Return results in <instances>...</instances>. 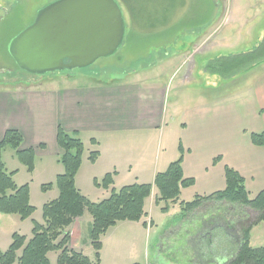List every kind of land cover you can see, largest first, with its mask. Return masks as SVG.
<instances>
[{
  "label": "rangeland",
  "instance_id": "1",
  "mask_svg": "<svg viewBox=\"0 0 264 264\" xmlns=\"http://www.w3.org/2000/svg\"><path fill=\"white\" fill-rule=\"evenodd\" d=\"M56 1L59 0H0V93H5V89L15 90L26 86L54 91L65 86L88 84H126L144 90L156 89L162 92V115L156 133L130 136L126 143L132 149V156L134 146L140 141L148 144L151 165L154 159L161 156L172 158L178 155L177 129L186 111L219 100L223 101L224 106L247 101L248 91L253 89L252 77L263 68L260 62L249 68L238 69V72L227 78L205 71L206 66L219 57L237 56L257 48L264 36V0H126V4L122 0H115L124 18L125 35L113 55L99 58L88 68L54 71L42 76L26 74L16 67L9 55L8 45L18 33L33 23L41 9ZM82 137L85 150L75 178L76 187L92 203L100 202L109 193L96 186L95 178L100 184L105 170L99 166L90 169L95 162L89 161L88 150L91 152L94 148L87 146L86 135ZM40 146L45 149L44 145ZM2 161L7 173L14 172V184L18 187L28 184L30 205L34 212L25 220L14 214H0L1 254L12 244L14 233L29 239L32 222L43 223V205L55 200L59 193L54 186L42 191V186L54 184L60 168L51 156L39 157L34 163L33 173H29L17 161L11 148L4 149ZM121 168L124 170V165ZM120 178H116L117 189L124 184ZM152 198L145 200L144 210L150 213L141 219L143 221L119 222L107 230L103 238L105 251L101 264H188L191 252L187 250L185 240L165 246L164 255L158 257L154 254L156 235L151 219L162 230L163 226L165 228L173 224L176 218L186 217H181L178 203L166 204L163 201L156 204ZM232 205V212L228 207L215 206L209 214L203 209L194 214L196 218L216 215L213 220L216 228L212 236L217 239L211 251L215 255H221L229 248L221 227L223 215L233 216L236 223L245 218V212L249 213V209ZM165 206L167 210L162 211ZM249 218L255 221V215ZM252 230L250 246H262L264 222L256 224ZM82 234L80 239L74 233L73 239L77 244L81 241L82 245L84 239H89L85 228ZM83 248L88 259L94 261L93 250L87 245ZM57 256L58 252H49L48 262L57 264Z\"/></svg>",
  "mask_w": 264,
  "mask_h": 264
},
{
  "label": "crops",
  "instance_id": "2",
  "mask_svg": "<svg viewBox=\"0 0 264 264\" xmlns=\"http://www.w3.org/2000/svg\"><path fill=\"white\" fill-rule=\"evenodd\" d=\"M261 65L263 68L260 73L252 77L253 89L248 91L247 101L243 100L239 105L224 106L223 101L219 100L184 113V120L177 129L176 152L178 154V145L181 144L185 153L182 175L193 179L194 184L181 190V201H191L194 197L208 196L223 190L225 166L243 177L250 199L264 189V146H255L249 138L252 133L264 134V61ZM5 90V93H0V141L5 131H18L23 137L20 149H33L35 163L39 157L51 156L56 159L58 167L60 165L58 174L64 171L58 162L62 153L56 144L58 127L65 133H76L83 145L85 143L82 136H87V146L94 148L92 151L97 152L98 157L90 169L99 166L105 170V174H113L110 188L114 190L117 189V177H121L120 180L124 183L120 188L130 184H152L155 175L165 171L179 156H161L154 159V164L151 165L148 144L140 141L133 148V156L130 151L132 149L126 145L130 136L156 133L162 115V92L156 89L144 90L126 84H88L65 86L54 91L38 86ZM41 144L45 149L39 148ZM88 152L91 153L90 150ZM218 157L219 162L213 163ZM129 180L133 181L127 182ZM155 190L152 187L150 197H153V201L158 196V193L154 195ZM215 206L228 207L232 212L233 205L209 201L189 213L186 218H176L173 224L165 228L163 226L162 230L149 217L150 223L155 227L154 254L158 257L164 255L165 246L185 240L187 250L190 249L191 252L188 264H234L240 245L241 227L250 224L249 217L255 215L256 218L257 213L249 210V213L245 212V218L236 223L233 216L223 215L221 227L229 248L221 255H215L211 251L214 240L217 239L212 236L216 228L213 221L216 215L203 218L194 216L202 209L209 214ZM149 213L150 211L147 215ZM253 227L250 229L249 243L253 237ZM69 228L71 249L78 250L83 255L86 254L83 248L85 245L92 250L89 239H84L82 245L81 241L77 244L73 239L74 233L81 239L84 228L89 235L90 216L83 213ZM105 235L101 237L100 264L105 251Z\"/></svg>",
  "mask_w": 264,
  "mask_h": 264
},
{
  "label": "trees",
  "instance_id": "3",
  "mask_svg": "<svg viewBox=\"0 0 264 264\" xmlns=\"http://www.w3.org/2000/svg\"><path fill=\"white\" fill-rule=\"evenodd\" d=\"M126 4V0H122ZM264 61V37L257 48L249 53L237 56L217 58L214 63L206 66L209 74H218L227 78L238 72V69L249 68ZM24 72V71H23ZM27 74V73H26ZM249 138L255 146H264V134H250ZM23 137L14 129L5 131L0 141V214L17 215L21 220L28 219L34 212L30 205L28 184L18 187L13 182L14 172L7 173L2 153L5 148H11L17 161L29 173L34 169V150L20 149ZM93 142V139H91ZM56 144L62 153L58 162L63 168V173L58 174L54 184L42 186V191L52 188L58 191L55 200L47 202L42 207L43 223L32 222L31 237L26 239L14 233L12 244L3 253H0V264H50L47 255L51 251L58 252L57 264H100L101 237L106 231L119 222H140L147 216L144 205L145 200L151 196L152 187L157 190L156 203H178L181 217L193 212L198 207L211 202H225L230 205L237 204L242 208L256 212L255 221L241 227L240 245L234 264H264V244L253 248L250 246V229L258 223L264 222V189L250 199L244 186V179L234 169L224 167L225 188L208 196H197L191 201L180 200L182 189L193 186L194 180L184 178L182 163L184 152L181 144L178 145V158L170 163L167 169L155 175L152 184H130L114 190L112 185L113 174H105L98 187L110 191L109 196L100 202H90L76 188V175L82 163L85 146L76 133H65L61 127L56 131ZM43 146H40L42 148ZM89 161L97 160V152L92 151ZM220 157L213 160L219 162ZM165 206L162 211L167 210ZM86 213L91 218V230L88 238L94 251V261L78 250L70 248L69 227L82 214ZM144 225H146L143 222Z\"/></svg>",
  "mask_w": 264,
  "mask_h": 264
},
{
  "label": "water",
  "instance_id": "4",
  "mask_svg": "<svg viewBox=\"0 0 264 264\" xmlns=\"http://www.w3.org/2000/svg\"><path fill=\"white\" fill-rule=\"evenodd\" d=\"M124 28L115 0H59L39 11L8 52L29 75L88 68L119 49Z\"/></svg>",
  "mask_w": 264,
  "mask_h": 264
}]
</instances>
